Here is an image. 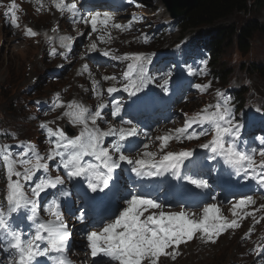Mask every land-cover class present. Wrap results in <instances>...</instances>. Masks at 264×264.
Masks as SVG:
<instances>
[{
	"label": "snow or ice",
	"instance_id": "6c2138e0",
	"mask_svg": "<svg viewBox=\"0 0 264 264\" xmlns=\"http://www.w3.org/2000/svg\"><path fill=\"white\" fill-rule=\"evenodd\" d=\"M131 3L132 0H129ZM56 9L61 12L64 8L73 13L77 11L76 4L65 5L64 0H53ZM17 5L13 2L8 5L5 17H10V26L18 27V17L16 14ZM134 19V17H133ZM112 17L108 12H95L91 14V28L95 32L98 25L102 27H115L120 29L124 26L120 24L110 25ZM25 34L35 36L36 32L31 28L25 29ZM101 39H103L101 37ZM91 49H96V44L91 45ZM104 57H109L110 53H101ZM117 60H130L123 77L128 81L122 89L116 87L107 88L110 97L118 92H124L131 96L137 95L148 84L154 83L149 79L147 70L151 63L150 59L142 54L125 55L124 57H112ZM201 72L207 61H202ZM173 72L168 70L164 74H157L163 79V84L158 87L166 88L171 83ZM189 75H195L192 69L188 70ZM138 76L139 78H134ZM166 77V78H165ZM115 79V77H111ZM108 79V77H106ZM195 90H206L205 85L194 84ZM223 99H218L215 105H209L191 118L185 120L183 128L176 129L177 140L198 139L201 136L212 133V139L201 148L209 150V161L222 158L223 164L231 169L237 177H242L245 181H254L259 189H264V159L257 165L254 156L256 149L242 150L237 147V142L241 136L242 125L233 120L232 109L228 106L230 98L224 94H218ZM107 105H100L96 114L92 117V123L101 117L103 109ZM113 118L122 112V105L118 101L112 102ZM86 109H79L76 113H66L72 116V123L84 125L83 130L74 138H69L64 130L56 132L57 139L49 141L53 147L46 157L35 153L31 145H20L24 150L15 153L23 171H15L14 167H7V212L0 204V249L8 255L9 264H38V257H46L55 252L61 254L62 259L59 264H70L63 258L67 251L68 242L72 237V232L62 219V201H67L72 196L71 182L73 180H83L84 187L90 193L104 192L108 189L114 178L115 171L121 164L127 163L131 173L138 178L144 177H166L170 175L176 180L184 179L181 168L186 160H190L194 155L193 151L167 152L158 161L155 159L132 160L123 154L125 141L139 135L136 127L116 130L110 129L102 132L98 129H89L85 119ZM128 123H131L128 121ZM46 128L47 125H41ZM51 134L52 130L48 129ZM113 136L114 139L109 147L103 146L106 136ZM228 139H225V138ZM170 136L158 137L165 147ZM261 142L258 151L259 156L264 157V137H257ZM147 147V145H144ZM10 148V146H9ZM35 163L32 162V157ZM115 154V155H114ZM145 156L154 157V153H144ZM85 157L92 158L86 161ZM3 160L8 162L9 155H4ZM58 160L53 165L57 171L63 169L64 178L56 176L54 179L43 175L48 170V163ZM47 161V162H45ZM42 173L36 178V173ZM15 177V179H13ZM65 178L70 185L68 189L61 190V199L52 198L50 204H45L44 210L49 212L54 219L48 221L39 220V208L41 198L49 196L51 190H56L58 186L65 184ZM188 183L194 185L196 189H206L208 184L203 179L188 178ZM179 186V184H177ZM30 192V195L28 194ZM215 198V197H213ZM255 203L251 196L240 197L233 204V215H237L236 209L245 208ZM166 205L157 202L148 196L132 195L124 201V206L114 218L109 219L102 226H97L99 230L85 232L86 247L92 258V264H97L98 257H105L106 264H158L160 258L168 256V249L175 250L181 244L190 242L196 233L206 237L207 242L215 243V239L228 229L239 227L236 219L227 221L220 215V208L217 204H207L202 208L199 218L194 212L186 210L179 212H165L162 209ZM173 205H167L172 207ZM264 207V206H261ZM160 209L145 215L149 210ZM21 211L26 212V220L31 223L32 231L23 232L14 228L10 220L14 214ZM76 216L75 214H72ZM247 215V213H246ZM76 219L84 222L88 219L85 211H82ZM251 234V229L248 235ZM26 237V238H25ZM46 244V247H41ZM264 251V249H260ZM175 258V251L171 254Z\"/></svg>",
	"mask_w": 264,
	"mask_h": 264
},
{
	"label": "rangeland",
	"instance_id": "374dc122",
	"mask_svg": "<svg viewBox=\"0 0 264 264\" xmlns=\"http://www.w3.org/2000/svg\"><path fill=\"white\" fill-rule=\"evenodd\" d=\"M68 1L76 2V0ZM149 1L150 0H134L136 7L130 8L129 11L122 15V18L125 20L122 24L124 27L119 29L118 34L123 35L136 27L138 29L132 38L127 39L118 49H113L109 46L102 47L101 52L107 51L110 53V56L107 58L103 56L102 59H97L92 54L84 53L82 59L73 63L70 69L72 72L71 78L66 82L62 79L59 83L48 82V74L51 69L54 68L55 63L50 64L44 59L41 48L35 46L36 38H33L32 41L28 43L27 38L24 37L25 44L22 43L21 35L18 36L16 32L12 33L5 30L6 27L2 24L0 14V28L3 29V32L0 33V126L2 124L7 125L6 129L13 132L12 136H16L15 139L11 136V140L7 142L2 141L0 144V148L4 154L10 156L8 162L16 163L15 156H12L10 152L14 154L22 152L24 149H21L20 145H31L37 154L46 157L49 151L46 152L45 150L53 147L52 143L49 141H55L57 136L55 133H52L50 135L51 139H45L43 136L44 131H47L49 126L57 121L66 120L72 127L79 130L84 126L79 123H72V116L66 115V113L74 114L81 108L86 109L85 119L87 123L92 122V117L96 114L98 107L100 105H105V102L109 100L107 88H119L122 85L120 77L123 76L124 71L127 69V64L131 62L130 60H117L112 57L142 54L150 59V65L154 69L158 61L170 55L171 49L175 44L182 42L179 41L180 31L177 28L171 33H160L157 41L153 39L152 32L154 28L158 30L159 23L168 20L171 16L162 5L161 0L155 1L162 7V11H160V13L156 12L155 16H150L149 12L156 11L158 8L153 6L156 5L155 2ZM32 5L31 3L29 4L30 9L24 8L26 14L25 20L29 25L33 24L35 29H39L36 27L47 25L45 22H48V26L45 29H50L54 23H57L60 27H64L61 22H67V18L63 19L61 17L58 21L52 17L53 14L56 13L51 10L49 11V9L41 12ZM133 12L142 16L143 19H139L138 16L133 19ZM52 19L54 23L50 21ZM250 20L258 22L259 26L264 25V13L246 12L244 14L235 15V17L227 21L228 23L224 22L223 25L241 27L244 23L250 22ZM68 27L70 30L75 28V30L70 32H76L75 34H78L76 27L73 28V26L69 24ZM81 30L83 31L84 27L79 30L80 33L82 32ZM208 31L209 28H200L198 30V32L201 33H207ZM49 36L50 34H47V39H49ZM92 36L94 37V35ZM113 37L115 39V34ZM86 44L87 41L85 40L83 46ZM249 46L248 52L246 54H241L235 41L232 40L230 43L229 41L222 43L220 52L221 64L227 73L231 72L228 84H233L235 86L246 84L245 89L248 90V92L245 99H249V101L252 102L256 99L255 97H262L259 102H264V89H260L259 87V85L264 87V79L255 75L245 74V69L248 65L256 62L264 63V33L262 31L253 33ZM168 70L171 69L167 68L164 73ZM68 71L69 70H65V74L68 73ZM82 71H84L86 76L93 79L92 83L76 79ZM171 71L174 73L173 76L183 72L182 69H174ZM106 77H108V79H106ZM111 77H115V79ZM162 84L163 79L159 78L158 80H154L151 89H159L158 92L161 94V90L165 91L168 87H158ZM60 87L61 89H58ZM32 89H35L37 93L34 94ZM237 91L239 94L242 89H238ZM48 94L56 97L54 109L50 114L46 115L48 121H36L34 125H32L27 118H24V109H18L22 105V100H30L28 109L29 113H33L37 105H42L45 102L42 96ZM192 104L193 102L189 105ZM61 107L63 108V112L60 111ZM248 108H250V106ZM106 109L107 107L103 109L102 115L106 112ZM98 119L99 118L96 119V122ZM234 122L243 126L240 139L248 138L247 142H249L248 132L243 134L245 132L244 123L239 121ZM41 125H47V127L42 128ZM225 139L228 138L226 137ZM6 145L10 146V152L6 151ZM245 145V142L243 145L242 141L241 149L245 150ZM257 157H259V154ZM257 157H254V159ZM237 248L235 241L227 239L213 248V251H206L205 255L201 258L199 256L195 257L196 252L201 248H183L182 250L188 249L187 251L190 252L188 253L189 256L183 259L180 264H233L235 261H238L234 255Z\"/></svg>",
	"mask_w": 264,
	"mask_h": 264
},
{
	"label": "trees",
	"instance_id": "16d2710c",
	"mask_svg": "<svg viewBox=\"0 0 264 264\" xmlns=\"http://www.w3.org/2000/svg\"><path fill=\"white\" fill-rule=\"evenodd\" d=\"M264 13V0H198L197 6L186 12L179 19L181 35L192 34V37L199 40L207 36V45L204 49L209 52L211 67L220 78L222 84L227 83L230 73L226 72L221 64L220 52L222 43L235 41L241 54L249 50V42L253 33H264V25L259 26L258 22L244 23L241 27L235 25H223L224 22L244 13ZM200 28H209L207 33L198 32ZM235 38V39H234ZM182 51L176 53L177 57ZM245 74L255 75L264 79V63H252L245 69ZM260 89H264L259 85ZM246 89L239 92L238 97L243 98Z\"/></svg>",
	"mask_w": 264,
	"mask_h": 264
},
{
	"label": "bare ground",
	"instance_id": "6f19581e",
	"mask_svg": "<svg viewBox=\"0 0 264 264\" xmlns=\"http://www.w3.org/2000/svg\"><path fill=\"white\" fill-rule=\"evenodd\" d=\"M9 0H1L0 1V14H1V19H2V24L6 27L5 30L9 31V32H16L15 30L11 29L10 28V17H5V12L7 11V8H8V2ZM13 1L16 5H17V8H20L21 9V12H20V15H21V19H20V24H18V27L16 28L17 30L20 29V30H24L27 29L29 27V24L26 22L25 20V17H26V14H25V11H24V8L26 9H30V6L29 4H33L37 10L41 11V12H44L45 10L47 11V9H49V11H53L54 13L56 14H53L52 17H54L55 19H57L59 21V19H61V17L63 19H66L67 18V24L64 23L63 21L61 22L62 23V26H64L63 28H67L69 29L68 27V24L70 26H73L76 27V30H78V36L80 38V40L83 42L84 44V41L86 40L87 43H95V44H99L101 41L105 40V39H114V29H112L110 26L109 29L107 27H102V26H99L98 25V29L97 31L93 32L92 31V28H91V24H90V20H91V14L86 12L87 10V7L85 4H88L87 1H83V0H76V2H69L68 0H64L65 2V5L67 4H76L77 5V11L75 13L69 11L67 9V7L64 8V11L61 12L60 10L56 9V7L54 6L53 4V0H11ZM85 3V4H84ZM32 5V6H33ZM33 6V7H34ZM109 8H111L112 6L111 5H108ZM95 10H93L92 12H94ZM91 12V13H92ZM98 12H101L103 13L104 12V9L103 7H100L98 8ZM51 14V13H50ZM112 17V20L110 21L113 22L115 19H116V15L115 16H111ZM122 17V15H121ZM53 20V19H52ZM120 21H121V18H120ZM37 26V25H36ZM48 26V23L47 25H44V26H40V27H36V28H42V29H45L46 27ZM84 27V30L80 33L79 30ZM104 28H107V31L104 32L103 29ZM70 30V29H69ZM75 30V28L73 29ZM72 33V32H71ZM76 33V32H75ZM87 33V34H86ZM94 35V37L92 36ZM52 35L50 34L49 38L51 37ZM84 36H85V39H84ZM24 37L27 38L28 40V37L26 34H22L21 35V40H22V43L25 44V41H24ZM101 37L103 39H101ZM47 39V34H46V38ZM84 46L82 45L80 47V49H82ZM72 52V51H71ZM180 61V60H179ZM85 69V68H84ZM91 72V71H90ZM166 117H167V114H166ZM65 118V117H64ZM61 119V118H60ZM67 119V118H66ZM165 119V118H164ZM234 191H232L233 193ZM184 247H179V249H183ZM191 249V248H190ZM188 250V249H187ZM187 250H184V251H187ZM193 251V250H192ZM213 251V250H212ZM190 252V251H189ZM201 252V253H200ZM205 252L206 250L201 248L200 250H198L196 253H199L200 256L201 255H205ZM215 253V252H214ZM208 257V256H207ZM232 258V257H231ZM205 259V258H204Z\"/></svg>",
	"mask_w": 264,
	"mask_h": 264
},
{
	"label": "water",
	"instance_id": "95a60500",
	"mask_svg": "<svg viewBox=\"0 0 264 264\" xmlns=\"http://www.w3.org/2000/svg\"><path fill=\"white\" fill-rule=\"evenodd\" d=\"M161 2L173 19L184 15L198 4V0H161Z\"/></svg>",
	"mask_w": 264,
	"mask_h": 264
}]
</instances>
